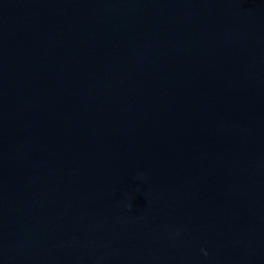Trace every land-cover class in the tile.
Segmentation results:
<instances>
[{"label": "water", "instance_id": "obj_1", "mask_svg": "<svg viewBox=\"0 0 264 264\" xmlns=\"http://www.w3.org/2000/svg\"><path fill=\"white\" fill-rule=\"evenodd\" d=\"M0 264H264V0H0Z\"/></svg>", "mask_w": 264, "mask_h": 264}]
</instances>
